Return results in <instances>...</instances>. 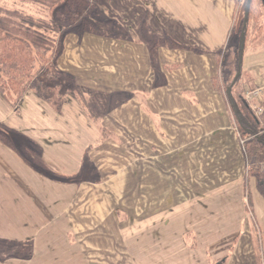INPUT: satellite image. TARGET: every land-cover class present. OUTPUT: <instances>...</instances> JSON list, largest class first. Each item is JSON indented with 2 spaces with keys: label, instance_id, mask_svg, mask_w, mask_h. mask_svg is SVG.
<instances>
[{
  "label": "crops",
  "instance_id": "1",
  "mask_svg": "<svg viewBox=\"0 0 264 264\" xmlns=\"http://www.w3.org/2000/svg\"><path fill=\"white\" fill-rule=\"evenodd\" d=\"M243 1L92 0L96 29L68 33L58 60L83 98L56 108L28 91L16 112L0 94V125L75 177L45 175L0 141V264H264V196L213 85ZM251 24L244 91L264 85V29L249 38ZM132 190L136 219L122 221L116 200Z\"/></svg>",
  "mask_w": 264,
  "mask_h": 264
},
{
  "label": "trees",
  "instance_id": "2",
  "mask_svg": "<svg viewBox=\"0 0 264 264\" xmlns=\"http://www.w3.org/2000/svg\"><path fill=\"white\" fill-rule=\"evenodd\" d=\"M14 1L16 4L12 5L0 0V94L16 112L28 91L35 92L56 108H60L70 96L82 99L83 93L76 78L60 70L58 60L68 33L96 29V21L102 17L92 0ZM246 1L243 21L237 24L244 36L258 6H254V0ZM260 5V11L253 19L258 23V31L264 29V7ZM244 44L245 38L238 44H229L213 85L217 91L224 92L229 101L235 126L241 139L245 140L248 175L255 177L256 188L264 196V170L261 166L264 159V115L257 116L253 112L244 94V83L252 81L251 75L242 69ZM3 133L0 125V138L6 139L9 147L41 173L65 182L75 179L52 171L41 159L40 148L31 140L19 136L22 141L17 144L11 133V136Z\"/></svg>",
  "mask_w": 264,
  "mask_h": 264
},
{
  "label": "rangeland",
  "instance_id": "3",
  "mask_svg": "<svg viewBox=\"0 0 264 264\" xmlns=\"http://www.w3.org/2000/svg\"><path fill=\"white\" fill-rule=\"evenodd\" d=\"M6 3H8V4H12V5H14V4H16V2L14 1V0H4ZM243 2H246V0L245 1H243ZM254 6H256V5H258L256 8H257V11H255L254 13H253V19H255V15L260 11V4H262L263 5V7H264V0H254ZM244 6H245V4H244ZM239 9V15L237 16V19H238V21L239 22H242L243 21V16H244V12H245V7H239L238 8ZM253 19H251V25H250V28H251V30H250V32H249V38H251L252 37V33H253V36H255V38H258V32L259 31H256V29H257V25H258V23L257 22H255ZM263 20H264V15H263ZM250 23V22H249ZM244 31H242V33H243ZM245 32H247V29H245ZM235 39H236V41H235V43L236 44H238L239 42H240V40H241V35L239 34V35H237L236 37H235ZM253 39H251L250 41H252ZM263 40H264V36H262L260 39H259V41H257V43L256 44H260L261 42H263ZM27 94V93H26ZM26 94H25V96H26ZM2 131L4 132L3 134L5 135V133L6 134H9L10 135V133H11V135H13V139L15 140V142L18 144V143H21V139L20 138H18L19 137V133H17L16 131H13V130H10V129H8V128H6V127H4V126H2ZM10 131H12V132H10ZM10 135V136H11ZM4 138V137H3ZM0 141L2 142V143H4L5 145H7V140L5 139H2V138H0ZM8 146V145H7ZM24 159V158H23ZM262 169H263V167H262ZM264 170V169H263ZM252 180H254L255 181V179L254 178H251ZM256 184V183H255ZM132 187H134L135 188V190H136V185H134V186H132ZM135 190H132V192H135V193H131L130 192V195H129V197L130 198H124V199H121V200H116V202H120V208H117V211H116V213H117V215H115V217H117V218H122V221H125L126 220V215H122V213H124V211L123 210H126V211H128V212H130V214L131 215H133V218L134 219H136V211H137V199H136V191ZM228 193H227V198L226 199H221L220 200V206H226V208H227V210H229V212H230V214L229 215H227V219L230 221V222H232V219H234V218H237V209H234V205H235V199L233 198V193H231V192H229V191H227ZM126 194V193H125ZM128 194V193H127ZM213 202V200L211 201H209L208 202V205H210L211 203ZM197 203V202H196ZM200 203H202L201 201H198V204H200ZM237 203V202H236ZM126 207V208H125ZM115 221H121L120 219H117V220H115ZM120 224V223H119ZM125 233H127L128 234V231H126ZM113 234L115 235V237H120V232L119 231H114L113 232ZM139 233L138 232H133V234L131 235V237H130V241H131V243H133V242H135V246H136V244H137V242H139V241H141L142 242V240H141V238L139 237V235H138ZM121 239V238H120ZM137 247V246H136ZM122 249V247H121V240H119V241H117V242H115V251H116V260L117 261H119L120 262V259L118 258V253H119V251ZM137 255H138V250H137ZM116 260H114L113 261V263L116 261ZM116 264V263H115Z\"/></svg>",
  "mask_w": 264,
  "mask_h": 264
},
{
  "label": "built area",
  "instance_id": "4",
  "mask_svg": "<svg viewBox=\"0 0 264 264\" xmlns=\"http://www.w3.org/2000/svg\"><path fill=\"white\" fill-rule=\"evenodd\" d=\"M245 97L250 108L257 116L264 115V85L245 90ZM244 146L245 140L241 139Z\"/></svg>",
  "mask_w": 264,
  "mask_h": 264
}]
</instances>
